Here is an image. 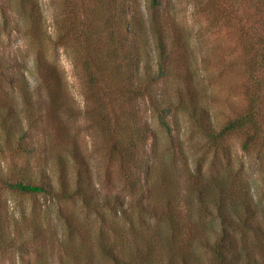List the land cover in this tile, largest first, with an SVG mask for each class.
<instances>
[{"label": "trees", "instance_id": "obj_1", "mask_svg": "<svg viewBox=\"0 0 264 264\" xmlns=\"http://www.w3.org/2000/svg\"><path fill=\"white\" fill-rule=\"evenodd\" d=\"M230 1L233 10L226 24L235 28L241 50L244 109L222 125L213 120L201 97L203 92L193 72L191 46L178 27L169 26L161 14L166 0H146L145 13L138 0H56L62 7L55 15L54 37H49L44 29L40 0H0V37L11 29L10 14L14 13L22 21V27L16 26L15 30L31 42L40 45L47 38L57 47L72 49L71 59L76 76L83 84L86 112L94 125L98 121L104 123L108 153L119 163L130 195L141 197L137 201L140 213L160 222L166 234L172 231V237L163 238V243L171 249L178 240L175 217L158 215L152 208L157 198L152 201L151 196L169 194L160 189L159 184L166 183V177L158 163L166 167L181 156V162L188 164L190 157L184 149L181 151V141L172 135L173 128L179 124L178 114L184 116L192 132L214 153L208 174H204L199 162L193 173L189 172L196 176L189 185L196 212L212 217L209 224L213 227L212 238L202 246L206 264H264V221L259 219L252 194L245 186L234 196L231 184L227 185L224 178L229 176L224 173L222 179L213 177L217 171L216 154L224 155L227 163L232 162L228 145L232 137L241 139L244 153L256 151L264 165V0ZM213 21L209 17L211 24ZM12 61L0 44V94L12 90L23 106L18 108L8 96L0 99V159L6 156L12 160L4 166L0 160V194L46 195L58 201H80L103 225L109 223L111 229H116L114 221H106L102 210L110 209L115 216L127 218L129 201L120 195H102L90 182L86 183L82 177H87L88 167L76 143L65 149L68 159L49 141L40 144L48 138L46 132H41L42 109L35 106L27 78ZM180 62H183L182 68ZM36 72L38 90L45 94L48 103L62 110L59 97L68 99L64 74L54 63L40 59ZM148 117H153L168 137H174L168 152L161 156L160 140ZM175 144L180 150L178 154L171 148ZM41 149L48 153L54 166L57 187L46 171H39V177L33 178L30 163L19 164ZM73 172H76V182L70 177ZM60 216L67 228L75 226L74 219L63 212ZM19 220H26L24 213L15 218L0 200V251L8 247L20 253L28 252L25 239L30 232L17 237L7 232ZM130 230L135 234L134 228ZM40 235L39 232L36 237ZM128 235L122 228L117 229L113 238H104L100 250L112 264L138 263L135 248L125 244L130 239ZM193 252L189 250L182 255V264H203Z\"/></svg>", "mask_w": 264, "mask_h": 264}, {"label": "rangeland", "instance_id": "obj_2", "mask_svg": "<svg viewBox=\"0 0 264 264\" xmlns=\"http://www.w3.org/2000/svg\"><path fill=\"white\" fill-rule=\"evenodd\" d=\"M40 2L45 18L44 29L49 37H54L55 15L59 13L62 5L56 0H40ZM138 2L145 13L146 0H138ZM228 5L231 10H228ZM165 6L161 14L167 18L169 26L178 27L176 29L183 33V37L191 46L194 53L193 72L203 92L201 97H204L213 120L222 125L234 117L238 111L244 109V96L241 92L243 82L240 66L241 50L235 28L232 24H226L228 15L233 10L232 3L231 1L229 3V0H166ZM10 15L13 17L11 29L2 34L0 44L3 52L13 59L14 65L20 67L21 74L27 78L35 96V106L42 109L41 132H46L48 138L40 140V144L49 141L61 155L68 159L65 149L76 143L88 167L87 177L82 178L87 184L90 182L91 186H94L102 195L126 197L129 201L127 205L129 215L124 218L123 215L115 216L113 210H102L106 221H114L117 226L113 230L108 222L103 225L94 212H87L80 201H58L46 195L23 196L2 192L0 200L9 208L10 213L17 219L21 213L26 216L25 221L19 220L17 226L11 225L7 228V232L14 237L24 236L30 232V236L25 239L28 252L20 253L5 247L3 251H0V264H112L104 256L100 247L105 242V237L113 238L117 234V229L120 231L122 228L130 237L125 244L131 245V249L135 248L137 253L138 263L136 264H182V255L189 250L194 251L193 253L203 260L202 263L206 264L205 249L202 246L207 239L212 238L213 227L209 225L212 223V217L196 212L194 207L196 203L190 196L189 188L193 177L196 176L189 175V172L193 173L199 162L202 163L204 174H208L211 162L214 160L212 150L209 151L210 148L204 145L198 134L192 132L186 118L178 114L179 124L173 128L172 135L181 141V151L184 149V153L190 158L187 165L181 162V156L166 167L158 163V167L165 171L166 177L165 185L159 184L160 189L169 191V194L151 196L152 201L157 198L152 208L158 212V215L161 213L166 217L169 215L175 217L176 225H178V240L175 247L171 249L163 243V238L167 235L172 237V231L166 234V229L160 222L149 215L140 213L141 208L137 201L141 197L137 194L130 195L119 163L108 153L109 140L102 126L104 123L98 121V124L94 125L86 112L87 104L82 95L83 84L74 70L71 59L72 49L57 47L47 38L44 44L31 42L19 33V30H15L16 26L22 27V21L18 20L14 13ZM209 17L214 19L212 24L209 22ZM39 59L45 63H54L64 74L68 99L59 97L58 105H61L62 109L60 111L53 104L48 103L45 94L38 90L36 65ZM179 65L182 68L183 62ZM3 96H8L18 108L23 107L19 97L12 90L7 89L6 92H2L0 99H4ZM148 120L160 140L161 156L168 152L174 137H168L153 117H148ZM42 138L40 135V139ZM228 145L231 148L232 162L227 163L224 155L216 154L218 155L217 171L213 173V177L221 178V174L224 173L225 176H229L224 178L227 185L231 184L234 196L239 194L240 188L244 189L246 186L255 204L258 205L259 219L264 221L262 160L256 151L244 153L241 139L238 137H232ZM171 148L175 154L180 151L177 145ZM0 160L2 166L12 161L6 156ZM26 161L30 163V174L33 178H38V172L44 170L48 173L54 187H57L58 177L47 152L41 149L33 156L27 157V160L19 161V164ZM75 173L70 174V177L76 182ZM60 212L74 219L72 222L75 221V226L67 228ZM131 227L135 229L136 235L131 232ZM39 232L42 236H37L38 239L34 240Z\"/></svg>", "mask_w": 264, "mask_h": 264}]
</instances>
